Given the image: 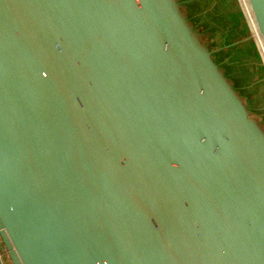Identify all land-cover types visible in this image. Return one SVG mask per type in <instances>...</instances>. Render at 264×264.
Wrapping results in <instances>:
<instances>
[{
	"label": "water",
	"instance_id": "95a60500",
	"mask_svg": "<svg viewBox=\"0 0 264 264\" xmlns=\"http://www.w3.org/2000/svg\"><path fill=\"white\" fill-rule=\"evenodd\" d=\"M177 2L0 0L11 264H264V134Z\"/></svg>",
	"mask_w": 264,
	"mask_h": 264
},
{
	"label": "rangeland",
	"instance_id": "374dc122",
	"mask_svg": "<svg viewBox=\"0 0 264 264\" xmlns=\"http://www.w3.org/2000/svg\"><path fill=\"white\" fill-rule=\"evenodd\" d=\"M177 1L178 12L190 26L197 43L210 53L212 61L233 88L249 118L264 134V42L248 1L195 0L196 3L190 5L191 9L183 7L187 0ZM189 12L198 16L196 24L201 16L205 26H193ZM217 48L223 49L224 54H218ZM226 58L233 65L223 67L222 62Z\"/></svg>",
	"mask_w": 264,
	"mask_h": 264
},
{
	"label": "crops",
	"instance_id": "0c3cea01",
	"mask_svg": "<svg viewBox=\"0 0 264 264\" xmlns=\"http://www.w3.org/2000/svg\"><path fill=\"white\" fill-rule=\"evenodd\" d=\"M193 3H196L195 2V0H187L186 2H184L183 3V7H185V8H190L191 9V7H190V5L192 6V4ZM191 11V10H190ZM189 14H190V22H191V24L193 25V26H199V25H203V23H202V17L200 16V19H199V21L200 22H198L197 24L195 23V21H196V19L198 18V16L197 15H194L195 13H193V12H189ZM199 24V25H198ZM203 26H205V25H203ZM208 29H210L209 27H208ZM234 31V30H233ZM234 37H235V35H234ZM216 50H218V51H216L218 54H224V50L223 49H221V48H217ZM219 51H220V53H219ZM228 53H226V55H227ZM228 60V58H226V59H224V62H222V64H223V67L224 66H229L230 64L231 65H233V63L231 62V61H227ZM3 264H11L10 263V261H9V259H8V257H7V255L3 258Z\"/></svg>",
	"mask_w": 264,
	"mask_h": 264
},
{
	"label": "built area",
	"instance_id": "2783aa9c",
	"mask_svg": "<svg viewBox=\"0 0 264 264\" xmlns=\"http://www.w3.org/2000/svg\"><path fill=\"white\" fill-rule=\"evenodd\" d=\"M6 256V252L3 249V246L0 244V264H3V258Z\"/></svg>",
	"mask_w": 264,
	"mask_h": 264
},
{
	"label": "bare ground",
	"instance_id": "6f19581e",
	"mask_svg": "<svg viewBox=\"0 0 264 264\" xmlns=\"http://www.w3.org/2000/svg\"><path fill=\"white\" fill-rule=\"evenodd\" d=\"M245 5V4H244ZM245 6H247V5H245ZM248 9V8H247ZM260 39V38H259Z\"/></svg>",
	"mask_w": 264,
	"mask_h": 264
}]
</instances>
